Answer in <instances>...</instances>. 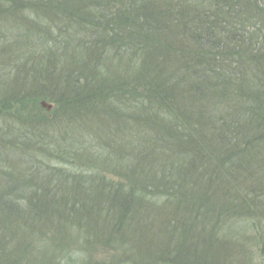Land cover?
Returning a JSON list of instances; mask_svg holds the SVG:
<instances>
[{"label": "trees", "instance_id": "16d2710c", "mask_svg": "<svg viewBox=\"0 0 264 264\" xmlns=\"http://www.w3.org/2000/svg\"><path fill=\"white\" fill-rule=\"evenodd\" d=\"M13 44L45 55L8 66L1 264L73 237L125 264L147 241L184 263L187 239L233 264L238 224L264 264V0H0V56Z\"/></svg>", "mask_w": 264, "mask_h": 264}, {"label": "rangeland", "instance_id": "374dc122", "mask_svg": "<svg viewBox=\"0 0 264 264\" xmlns=\"http://www.w3.org/2000/svg\"><path fill=\"white\" fill-rule=\"evenodd\" d=\"M34 43V42H33ZM75 48L77 46V43L74 44ZM14 46V47H13ZM35 48V51H32V48L27 47L24 45V47L22 48H18L16 47L15 44L8 46V48L5 51V56H0V108H6L9 107V105L14 104V100H13V94L14 91L13 89H11L10 85H11V80L9 78L8 75V71H10V69L8 68L9 63L12 60H17L20 59V61H22L25 65L30 66L31 68H34V62L36 61L37 58L41 57L42 55H45V53L42 52L41 48L38 47V45L33 46ZM57 47L54 48V51H57ZM32 52V54H31ZM49 52H51L49 50ZM48 52V53H49ZM69 54H72L74 52V49L71 48L69 49ZM3 53L2 48L0 47V54ZM36 53V54H34ZM48 56L50 58L54 57L55 54H48ZM41 59V58H40ZM38 60V59H37ZM55 60V61H53ZM52 61H49L50 63V68H51V73H58L60 71H58V65H57V61L56 59H53ZM19 61V63H20ZM31 61V62H29ZM24 64H19V67L21 68L22 66L24 67ZM17 65V64H16ZM28 67H25V69H27ZM61 68V67H60ZM63 73V71H61V74ZM65 74L68 75V73L65 71ZM17 74V73H14ZM28 75V73H27ZM25 74L23 73L21 75L22 78H25ZM12 92V93H11ZM4 95V96H3ZM31 99L30 102L32 104H35V106H33L35 108V111H37L38 113L43 112L42 110H40L41 108H44L45 111H50L53 109V104L49 103V101L47 100H42L40 99L38 102H35L34 98L35 97H30ZM9 100L11 101V104H8L6 101ZM13 102V103H12ZM48 106L51 104L52 108L49 109ZM17 105L13 106V112H9V113H14L17 109L16 107ZM44 111V113H45ZM6 113V114H9ZM46 114V113H45ZM25 118H27L28 116H24ZM120 178V177H119ZM118 178V179H119ZM53 221H55V219H53ZM52 221V223H53ZM41 226L43 227V224H41ZM53 225H50L49 228H51ZM202 229L204 230H209L211 231V228H207L202 227ZM215 231V230H214ZM213 231V233H214ZM234 234H230V235H234L233 239L230 240L231 243V248L233 251V254L235 255V260L237 259L236 262H234L233 264H263L262 260H258V257H256L257 255V250L255 248L254 243L250 240V238L243 236L242 238H239L240 235H237L238 232L239 233H244L247 232L246 229H242V225L238 224L234 229L232 230H228ZM203 235H206V233H202ZM215 234H219L220 237H225V233H215ZM221 234H225V235H221ZM253 231L246 233L245 235L252 237L253 235ZM25 236H28L30 239V235L28 234H24ZM15 236H19L16 238V242L17 239L20 238V242H21V237H23V232H18L17 235ZM76 237V236H75ZM189 244L187 243H182L181 245L184 247L182 248V253L185 256L190 255V250L192 249L191 253H193V255L191 254L187 259L184 260V263L181 264H191L192 262H203L204 264H225V262H222L220 259H218L217 257L213 256V249L211 248V246H207L205 249H211L212 251H209V255L208 254H203L202 252L198 251L196 248H192V242L190 239H187ZM75 238L73 237L72 239V245L73 248L68 247L67 249L70 251L65 252L64 251H60L58 249H56L55 247H53L52 250H50V254L46 257V260L44 258V260L40 259V256H32V258L28 261V260H23V254L19 255V251L20 247H18L15 250V258H14V262H6L5 264H112V263H120V264H125L126 263V258L123 259V256L121 254H119V251H113L111 249V247H105V244H101V243H94L92 242V246H86L83 247L84 245H80V247L75 243ZM41 240L38 241L39 244L35 243V239H34V243L38 246H42V244H40ZM18 243V242H17ZM152 241H147V242H143V247H144V251H142V248L140 246V250H137L138 254L140 255L141 253H143L142 257L140 256L141 259L138 260V262L134 263L132 261H129L131 264H170L171 262L168 261H164L162 256H158L157 254V249L155 248V246H158L161 244V241H158L155 244H152ZM20 244V243H18ZM87 244V242H86ZM43 247V246H42ZM45 247V246H44ZM180 248V247H179ZM181 249V248H180ZM4 250L1 248L0 249V254L3 252ZM151 252H153V255H157V256H153L151 254ZM9 257H11V255H9ZM226 257V254H225ZM185 258V257H184ZM1 264V263H0ZM172 264V263H171Z\"/></svg>", "mask_w": 264, "mask_h": 264}, {"label": "water", "instance_id": "95a60500", "mask_svg": "<svg viewBox=\"0 0 264 264\" xmlns=\"http://www.w3.org/2000/svg\"><path fill=\"white\" fill-rule=\"evenodd\" d=\"M45 105L48 106V104H46V103H45ZM48 108L51 109V108H52V105L50 104V105L48 106Z\"/></svg>", "mask_w": 264, "mask_h": 264}]
</instances>
